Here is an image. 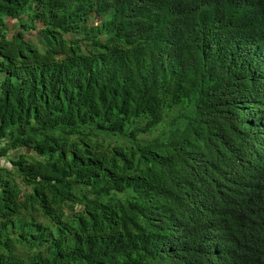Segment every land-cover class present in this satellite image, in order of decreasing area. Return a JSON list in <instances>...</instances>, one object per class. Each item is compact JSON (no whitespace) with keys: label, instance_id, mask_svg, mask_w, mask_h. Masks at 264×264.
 Wrapping results in <instances>:
<instances>
[{"label":"trees","instance_id":"obj_1","mask_svg":"<svg viewBox=\"0 0 264 264\" xmlns=\"http://www.w3.org/2000/svg\"><path fill=\"white\" fill-rule=\"evenodd\" d=\"M0 73V264H264V0H0Z\"/></svg>","mask_w":264,"mask_h":264},{"label":"rangeland","instance_id":"obj_2","mask_svg":"<svg viewBox=\"0 0 264 264\" xmlns=\"http://www.w3.org/2000/svg\"><path fill=\"white\" fill-rule=\"evenodd\" d=\"M22 18L26 19L27 15L23 14ZM3 20H4V27L6 29L7 35L11 36L17 30V28L19 27V22H18L17 19L9 17V16L4 17ZM92 20H93L94 23L97 22L96 18H93ZM26 21H27L28 25H27V27L22 28L23 33L25 34V36L28 39H30V40H32L34 42H37V36H38L39 29L41 27V23L40 22H36L35 23V27L31 28L29 26V24H30L29 21L28 20H26ZM66 36L69 37L70 34H67ZM1 78H2V74L0 73V79ZM144 136L145 137H149L150 135H144ZM0 162H2V163L5 162V158H0Z\"/></svg>","mask_w":264,"mask_h":264}]
</instances>
